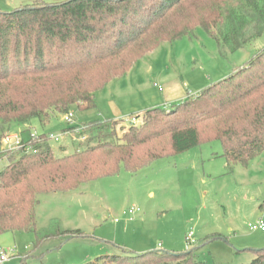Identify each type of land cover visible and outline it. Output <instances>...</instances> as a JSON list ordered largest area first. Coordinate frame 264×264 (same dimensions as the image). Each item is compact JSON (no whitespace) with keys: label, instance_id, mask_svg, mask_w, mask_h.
I'll return each instance as SVG.
<instances>
[{"label":"trees","instance_id":"16d2710c","mask_svg":"<svg viewBox=\"0 0 264 264\" xmlns=\"http://www.w3.org/2000/svg\"><path fill=\"white\" fill-rule=\"evenodd\" d=\"M196 28L220 50L236 52L263 34L264 11L257 0H36L0 9V143L11 124L46 125L71 106L94 108L95 94L137 60ZM83 127L86 140L73 144L71 154L59 156L46 133L31 142L34 153H0L8 161L0 169V234L33 233L37 244L82 237L80 231L61 230L58 222L38 230L39 197L73 192L120 168L135 173L203 143L221 144L229 170L246 167L264 154V48L197 98L186 97L169 110L148 109L138 124L124 128L104 120ZM259 208L264 209V200ZM102 261L192 264L193 255L154 250ZM249 264H264V248Z\"/></svg>","mask_w":264,"mask_h":264},{"label":"rangeland","instance_id":"374dc122","mask_svg":"<svg viewBox=\"0 0 264 264\" xmlns=\"http://www.w3.org/2000/svg\"><path fill=\"white\" fill-rule=\"evenodd\" d=\"M34 1L0 0V9L11 11ZM257 1L264 11V0ZM263 48L264 32L242 50L229 52L220 50L212 37L196 28L191 35L163 42L137 60L125 75L95 94L94 108L71 106L70 112L80 126L109 119L127 128L133 124L132 118L138 124L146 109L169 110L180 102L161 104L166 87L179 84L183 99L197 98ZM63 116L54 114L46 125L33 120L30 126H23V137L28 131L61 134L68 127ZM19 127L22 125L11 124L9 130L15 133ZM116 129L120 134L118 126ZM48 143L64 156L79 142L61 136L58 142L49 139ZM2 148L1 142L0 151ZM221 153L218 141L203 143L135 173L120 168L117 174L82 184L73 192L40 196L38 230L47 228L50 221L58 222L61 230L80 231L82 237H54L37 244L33 233H1L0 252L8 256L3 264H106L102 261L106 256L154 250L190 251L192 264H249L255 251L264 248V232L248 227L264 223V209L259 208L264 200V154L246 167L236 164L229 170ZM3 156L0 154V169L8 164ZM188 234L194 243L186 248Z\"/></svg>","mask_w":264,"mask_h":264},{"label":"built area","instance_id":"2783aa9c","mask_svg":"<svg viewBox=\"0 0 264 264\" xmlns=\"http://www.w3.org/2000/svg\"><path fill=\"white\" fill-rule=\"evenodd\" d=\"M63 120L65 122V125L68 126L67 129H65L64 132L61 134L53 135L48 134V138L54 140L55 142H58L61 136L68 137L71 141H78V142H84L86 140V136L82 134L84 127L83 125H77L75 124L73 120V115L71 112H68L63 116ZM128 120V118H126ZM131 122L134 123V119H131ZM38 134L35 132H31L29 135V138L27 141H22L20 137L17 134H8L4 137V139L1 141L3 144V148L1 149L0 153L3 152H14L17 150H24L26 153H34L35 151L30 148L31 142L37 140ZM134 213L133 209H130L128 211L129 215H132ZM248 227L252 230H259L261 232H264V223L262 221H258L255 225H248ZM186 248H189V245L193 244L194 241L192 240V234H188L185 239ZM8 256L4 252H0V263L3 264L7 261Z\"/></svg>","mask_w":264,"mask_h":264},{"label":"crops","instance_id":"0c3cea01","mask_svg":"<svg viewBox=\"0 0 264 264\" xmlns=\"http://www.w3.org/2000/svg\"><path fill=\"white\" fill-rule=\"evenodd\" d=\"M162 93L163 94L161 95V97H162V101H161L162 103L161 104L163 106L172 105L173 103H176L178 101H181L185 97V94L182 92L179 84H175L173 86L166 87L165 90ZM145 108H147V107H145ZM116 112L117 111H114V113H116ZM105 120H109V119H105ZM22 128H23V126L22 127H19V128H16L15 130H18V132L11 133V134H17L22 141H27L31 132L28 131V133H25L27 136L26 137H23V134L24 133H22V131H24L25 129H22ZM42 133H46V132H42ZM42 133H39V134H42ZM59 148H63V147H59Z\"/></svg>","mask_w":264,"mask_h":264}]
</instances>
